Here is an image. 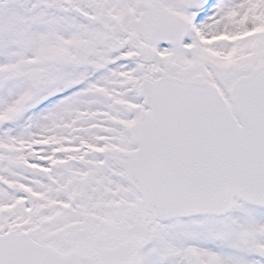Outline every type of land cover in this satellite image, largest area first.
<instances>
[{
    "label": "snow or ice",
    "instance_id": "6c2138e0",
    "mask_svg": "<svg viewBox=\"0 0 264 264\" xmlns=\"http://www.w3.org/2000/svg\"><path fill=\"white\" fill-rule=\"evenodd\" d=\"M0 264H264V0H0Z\"/></svg>",
    "mask_w": 264,
    "mask_h": 264
}]
</instances>
